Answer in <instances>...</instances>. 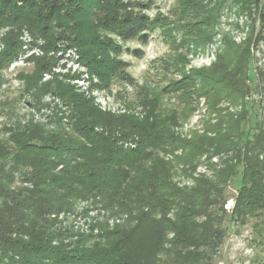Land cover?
<instances>
[{
  "label": "trees",
  "instance_id": "trees-1",
  "mask_svg": "<svg viewBox=\"0 0 264 264\" xmlns=\"http://www.w3.org/2000/svg\"><path fill=\"white\" fill-rule=\"evenodd\" d=\"M15 1L0 0V21L23 23L32 36L42 37L47 22L62 20L71 28L87 18L106 23L104 29L123 39L139 37L125 0H92L91 9L82 0H56L66 6L63 12L46 9L53 4L49 0L42 7L22 0V7L9 8ZM258 5L264 22V0ZM15 42L6 44L9 60L16 57ZM242 47L233 45L212 67L182 75L159 90L204 98L199 129L178 132L174 127L183 111H161L154 105L123 122L98 110L94 117L78 114L76 121L82 124L74 129L81 140L36 142L27 130L10 132L0 141V255L21 264H136L128 231L113 244L91 249L58 240L53 244L51 233L39 231L48 223L45 216L70 209L74 200L97 196L138 222H148V258L138 257L137 263L152 264L162 253L160 264H208L222 243L220 219L229 184H238L232 209L237 216L264 200V121L258 120L250 100L260 84L252 83ZM201 159L210 176L195 173ZM177 171L191 185L175 181ZM22 179L32 187H14Z\"/></svg>",
  "mask_w": 264,
  "mask_h": 264
},
{
  "label": "rangeland",
  "instance_id": "rangeland-1",
  "mask_svg": "<svg viewBox=\"0 0 264 264\" xmlns=\"http://www.w3.org/2000/svg\"><path fill=\"white\" fill-rule=\"evenodd\" d=\"M42 1L35 0L39 7ZM91 1L82 3L91 9ZM125 1L129 19L140 32L133 39H123L116 31L104 29L106 23L87 18L71 28L62 20L47 22L42 37L32 36L23 23L0 21V141L19 129L31 132L36 142L81 140L74 129L82 124L76 121L78 114L94 117L93 111L98 110L123 122L130 116H143L147 106L154 105L161 111H183L174 127L178 132L199 129L205 119L204 98L160 94L159 90L182 75L212 67L235 44L245 46L252 83L260 84L250 100L258 120L264 121V22L257 15L260 0ZM49 2L53 4L48 10L63 12L66 7L56 0ZM13 4L9 8L22 7V0ZM107 37L110 41L100 45L98 41ZM14 40L18 51L9 60L4 52ZM226 105V101L220 103V107ZM186 106L190 110L185 113ZM260 159L264 160V152ZM212 160L219 162L218 158ZM201 163L195 173L210 176L206 162L201 159ZM176 174L175 181L191 185L181 172ZM24 180L14 187L31 188ZM237 190L234 182L226 188L220 219L222 243L208 264H264V200L251 207L250 213L237 216L232 213ZM45 218L48 223L39 231L51 233L53 244L58 240L72 248H102L128 231L135 263L139 264L138 257L148 258L152 242L148 222H138L100 197L74 200L70 209ZM23 231L22 239H26ZM171 236L168 233L166 238ZM163 258L157 253L152 264H160ZM0 264L21 263L0 255Z\"/></svg>",
  "mask_w": 264,
  "mask_h": 264
}]
</instances>
